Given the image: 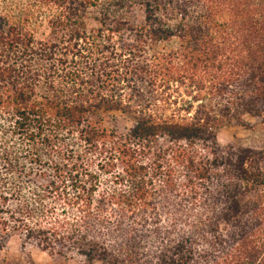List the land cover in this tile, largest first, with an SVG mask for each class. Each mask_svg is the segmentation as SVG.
Here are the masks:
<instances>
[{
  "label": "trees",
  "instance_id": "16d2710c",
  "mask_svg": "<svg viewBox=\"0 0 264 264\" xmlns=\"http://www.w3.org/2000/svg\"><path fill=\"white\" fill-rule=\"evenodd\" d=\"M232 122L249 143L218 142ZM11 236L59 264H264V0H0Z\"/></svg>",
  "mask_w": 264,
  "mask_h": 264
},
{
  "label": "rangeland",
  "instance_id": "374dc122",
  "mask_svg": "<svg viewBox=\"0 0 264 264\" xmlns=\"http://www.w3.org/2000/svg\"><path fill=\"white\" fill-rule=\"evenodd\" d=\"M244 121L254 123L256 119L245 116ZM130 123V120H126ZM253 133L242 128L240 122H232L221 128L217 133V140L220 144L225 145L230 142L233 136L241 138L244 143H249L253 138ZM249 138V139H248ZM19 240L16 236H11L7 242L6 249L0 251V264H59L60 259L51 261L49 255L35 246L30 245L28 253H21L18 248ZM68 264H78L76 260L70 259Z\"/></svg>",
  "mask_w": 264,
  "mask_h": 264
}]
</instances>
